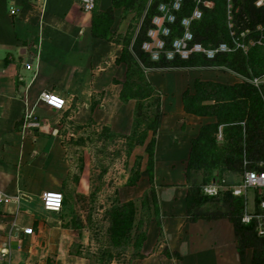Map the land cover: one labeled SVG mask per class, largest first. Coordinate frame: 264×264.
Listing matches in <instances>:
<instances>
[{
    "label": "crops",
    "instance_id": "crops-1",
    "mask_svg": "<svg viewBox=\"0 0 264 264\" xmlns=\"http://www.w3.org/2000/svg\"><path fill=\"white\" fill-rule=\"evenodd\" d=\"M110 9L107 37H94V17ZM122 12L113 9L111 0H97L93 12H84L77 0H0V264H254L262 255L249 241L251 230L239 233L231 221L234 217L241 222L257 206L253 190L242 197L230 193L241 174L256 164L244 147L251 145L247 78L218 70L196 76L184 71L193 65L161 64L184 61L178 55L155 60L152 52L142 50L158 66L139 63L140 84L133 88L131 66L120 59L125 43L119 40ZM221 46L212 59L202 54L215 62L233 53ZM246 46H240L242 52ZM127 49L133 56L129 43ZM197 83L212 84L210 96L202 91L197 100ZM44 94L62 100V107L48 105ZM151 97L155 116L149 113L140 143L136 132L141 105ZM135 136L138 142L126 156L129 162L142 158L136 172L140 181L132 184L135 171L127 182L122 174L112 181L103 178V186H110L115 196L99 199L92 175L102 174V168H93V159L107 157L106 140L124 143ZM208 141L220 152L204 155L200 147ZM94 142L100 144L96 152ZM195 143L196 156L202 159L197 169L190 163ZM237 144L238 154L230 150ZM252 144L258 151L261 139ZM208 157L216 160L213 171ZM141 184L142 192L128 196ZM205 188H215L216 195H206ZM49 191L63 195L59 212L42 205V195ZM146 192L153 205L147 204V225L140 236L138 229L132 230L134 209ZM99 201L110 202V207L130 205L133 214L131 220L120 210L113 215L121 217L110 230L115 245L108 243L100 259L90 250L92 207ZM220 201L227 202V211L212 206ZM130 232L127 256L123 248L128 241L121 239H128Z\"/></svg>",
    "mask_w": 264,
    "mask_h": 264
},
{
    "label": "rangeland",
    "instance_id": "rangeland-1",
    "mask_svg": "<svg viewBox=\"0 0 264 264\" xmlns=\"http://www.w3.org/2000/svg\"><path fill=\"white\" fill-rule=\"evenodd\" d=\"M176 0H169L167 12L165 15H163V18L161 19L159 25H161V30L156 29V37L151 40L150 45L154 46V44H157L159 41H161L160 32H162V29L168 28L170 29V37L168 38L167 42H173V41H182L184 39V36L186 34L192 36L193 42L189 45V47L192 46V44H199L202 49L206 51H214L217 52V49L219 48L218 45L221 44L225 46L226 49L233 50V53L238 54L239 56L235 58V56L228 58V57H219L215 60V62H208L207 64H203L199 61V55H195V53L190 54L187 59L184 58V65L188 64L189 62H194L192 68L184 69V71L188 72H196L195 75L204 76L206 73H212L213 71H223L224 74H230V76H236V75H242L247 78L246 84L249 86L248 93L246 95L247 105L245 107L247 118L251 120V125H247V128H250V138L248 139L250 142V146L247 147L246 143L244 145L245 151L250 154V156L253 155V158L255 159L256 164H251V167L248 168L247 171H262L264 172V42L261 40H258L256 38L251 37L250 35L252 32L248 31H242V28L245 26L244 24L238 25L239 18H240V10H243L242 0H222L219 3V9L217 10L218 13L215 12V0H182L180 4V8L178 10H171V6L174 4ZM131 4L129 7H126L127 10H123L122 18L123 25L121 30V35H119V40L126 42L128 41L129 46H132V49L134 50V47L136 46L137 37L142 33L141 30L143 28H146V39L144 42H149L147 39V32H149L152 28L151 21L152 19L157 16V7L163 2V0H130ZM235 9V10H233ZM198 11L200 14V17H195L194 12ZM150 15H152V19H147ZM171 15L173 17L172 22H169L168 16ZM208 18L209 23L214 24L218 20V26L223 27V23L226 25L229 31V42L224 41L221 43H218L216 45H212L213 43L207 45L204 47L202 43L200 42L202 37L199 35H196L193 33L192 27L194 26L195 20H200V18L204 17ZM216 20V21H215ZM215 21V22H214ZM119 23V22H118ZM257 29H260V27H257ZM119 30V28H118ZM241 31L239 34L238 32ZM116 33V32H115ZM248 36V40L246 41V45L248 43L247 48L245 49V52H242L240 49V46L245 44V39ZM127 43V44H128ZM142 43V44H143ZM188 47V49H189ZM152 48V47H151ZM239 48V49H238ZM142 49V47H141ZM237 49V50H235ZM143 50V49H142ZM153 55L155 60H161L162 58H166L168 54L173 55L171 53V50L169 48H166L164 51H159V49H154ZM202 54V53H201ZM204 55V54H202ZM157 58V59H156ZM174 59V57H173ZM172 58L169 60H173ZM210 59V58H208ZM212 59V58H211ZM170 63V62H169ZM247 64V65H246ZM139 65V66H138ZM138 64V62L133 60L131 62V78L129 80L130 84L133 86V88L137 89L138 82V73L139 70L142 68ZM192 66V65H191ZM243 66V67H242ZM216 67V68H215ZM218 70V71H217ZM180 71V70H179ZM233 80V79H231ZM257 86V87H256ZM208 91V90H207ZM242 91H238L237 93H241ZM210 94V93H209ZM206 94L205 96L209 95ZM203 96L202 91L199 92V94L196 96L197 100L201 99ZM210 96V95H209ZM154 97L146 99L142 105V110L140 111V126L139 129H137V135H139L140 143L142 141L143 137V129L148 127L150 122V116L149 113H151L152 116H155V105L153 103ZM147 119V121L145 120ZM255 125V131H252V128ZM259 128H261L259 130ZM143 131V132H142ZM214 136V134H210ZM209 135V136H210ZM137 137L135 136L132 140H125L124 143L121 141H117L116 139H108L105 141V145L107 146V157H103V160H97V158L93 159V168H102V174L95 173L92 175V187L93 190H96L98 192L97 196L99 199L104 200L105 198H109L110 200L114 199L113 191L106 186H103L105 180L103 178H108L114 180L118 177H120V174H122L121 177H124V182H127V179L129 177L134 176L136 172H140L141 169V157L140 159H133L130 160L127 158V154L131 153V147L132 144L137 141ZM255 139H261V146L259 150L257 151L258 146L253 147V141ZM134 140V141H133ZM100 144L93 143V152H96V149ZM237 146H240L239 144L236 145L235 148L232 147L230 150H235L236 154H238L240 151L237 149ZM243 147V146H242ZM200 149L203 151L204 155L205 153H209V155L212 152H220V149H215L214 146H212L211 142L208 141V144L206 146L200 147ZM227 152V151H226ZM96 155V153H94ZM203 160H206L203 159ZM202 161V159H201ZM207 162L210 161V158L208 157ZM235 162L234 160H232ZM239 160H236L238 162ZM130 166V167H129ZM129 168L130 172L129 173ZM137 168V169H136ZM126 170V171H125ZM99 172V171H98ZM137 173L134 176L132 184H135V182L140 181V175ZM242 175V174H241ZM103 183V184H102ZM142 184L139 186V189H136V192H129L128 196H133L138 194L139 192H142ZM101 194V195H99ZM93 197H95L93 195ZM95 197V198H96ZM152 195L149 193H145L144 196L139 197V203L138 205H135V223L132 225V227H129V230L132 228V230L138 229L140 232V236H142V232L145 229V226L147 223V204L153 205L151 202ZM99 206H93L92 207V237L93 242L91 244L90 250H92V256L94 258H101V255L104 254L105 251H108L110 245H115V239L113 237H110V230L112 228L115 229L116 225L119 224L121 217H114L113 215L118 212L117 210H120L128 219L131 220V206L127 204H122L119 206L110 207V202L107 204H103L101 201H99ZM227 202L220 201L219 203L213 202V207H217L220 210L224 208L227 211V205H225ZM119 204V203H118ZM129 208H128V207ZM111 209V210H110ZM151 208H149L150 210ZM119 215V213H117ZM151 215V213H150ZM110 216V217H109ZM114 217V218H113ZM144 219V220H143ZM144 221V223H143ZM131 226V225H130ZM125 228V226H124ZM126 229V228H125ZM131 231V230H130ZM250 238L249 241L251 245L255 248V252L258 255H262L264 257V239H259L254 232L251 230V232H248ZM131 232L129 233V237L122 238L121 242L128 241L125 243V247L123 248L124 251L128 252L126 255L129 256L131 253ZM135 234H134V240H135ZM117 246V245H116ZM126 256V258H127Z\"/></svg>",
    "mask_w": 264,
    "mask_h": 264
},
{
    "label": "trees",
    "instance_id": "trees-1",
    "mask_svg": "<svg viewBox=\"0 0 264 264\" xmlns=\"http://www.w3.org/2000/svg\"><path fill=\"white\" fill-rule=\"evenodd\" d=\"M112 1V6L113 9L116 8H122L123 10H127L126 7H129L131 2L130 0H111ZM214 1V0H213ZM222 0H215L214 4H215V13H218V9H219V3ZM243 1V5L242 8L243 10H240L239 7V13H240V18H239V22L238 25L240 24H244L245 26L242 28V31H248V32H252V34L250 35L251 37L254 36V38L261 40L264 42V7H257L255 5V0H242ZM235 10V9H233ZM158 14V12H157ZM111 15H112V9L107 10V12L105 13H100L97 14L92 22V34L94 37L97 38H105L107 37L108 32L106 31L109 24L111 23L110 19H111ZM147 19H152V15H150ZM208 18H205V16L202 18H200V20H195L194 22V26L192 27L193 33L196 35H199L200 37L203 38V40L201 39V43L204 47H206L207 45L213 43L212 45H216L218 43L227 41L229 42L230 36H229V31L228 28L226 27V25L223 23V27H219L218 26V20L216 21V23L211 24L209 23V20H207ZM214 21V22H215ZM257 27H260V29H257ZM146 28H143L141 30V34L137 37L136 41H134V43L136 42V46L134 47V58L135 60L139 63H143L144 65L148 66V67H153V68H157L158 64H152L151 62H149L148 60V56L145 52L142 51L141 47H142V43L143 41L146 39ZM241 31L238 32V34ZM247 36V35H246ZM248 36L245 39V42L248 40ZM128 41H126L123 44V53L121 55V61L124 63H127L129 68L131 66V60H132V55H130L128 53ZM226 57L231 58L233 56H235V58H237L239 55L230 52L229 54H225ZM199 61L202 62L204 65L207 64L209 62V60L206 58L205 55L200 54L199 55ZM161 64L165 67H172V68H178V67H182L184 65V61H181L179 58H176L175 61L173 62H168L166 63L164 60L161 62ZM194 62H189L188 64L185 65H194ZM247 65V64H246ZM243 67V66H242ZM130 76V73H129ZM139 78L142 79V73L140 72L139 74ZM145 86L151 91L152 88L151 86H149L148 84L144 83ZM197 89H199L200 91H203L204 94H209L211 92V88H212V84L210 83H197ZM209 89L210 92H207V90ZM126 97V96H125ZM209 106H205L204 110H206ZM159 118V115H158ZM255 125L252 128V131L254 132L255 129ZM202 140V139H201ZM201 140H199L198 142H201ZM203 146H206V144H204ZM198 147H199V143H195L193 145V151H192V155L190 158V163L194 164L195 169H197L200 165L199 162H202L197 156H196V151H198ZM153 144L150 145L149 147V155L150 158H152V153H153ZM250 161H255V159L252 157L250 158ZM216 164V160L212 159L208 162L209 166H211V163ZM150 163V161H149ZM203 165V164H202ZM201 165V166H202ZM151 168V167H150ZM214 167H210V170L213 171ZM231 221L233 222L237 232H242V231H246V230H252L253 226H246L244 224H242L239 220L235 219L234 217L231 218ZM259 238V237H258ZM259 239H264V238H259ZM254 264H264V257L263 256H257L255 257L254 260Z\"/></svg>",
    "mask_w": 264,
    "mask_h": 264
},
{
    "label": "built area",
    "instance_id": "built-area-1",
    "mask_svg": "<svg viewBox=\"0 0 264 264\" xmlns=\"http://www.w3.org/2000/svg\"><path fill=\"white\" fill-rule=\"evenodd\" d=\"M80 4V8L84 12H93L96 8L97 0H77ZM169 0H163V2L157 7V16L152 19L153 29H151L147 33V39L149 42H144L142 45V49L147 52H153L154 49H159V51H164L166 48L171 50L173 55L168 54L167 57L169 59L175 57L176 55L187 58L192 53H204L207 57L211 58L214 51H206L202 49L199 44H192L191 47L189 45L193 42V38L191 35L186 34L182 41H173L168 43L167 40L170 37V29L164 28L162 32H160V37L162 38L157 44L154 46L150 45L151 40H153L156 36V29L161 30V25H159L163 15L167 12ZM182 0H176L174 4L171 6V10H178L180 8ZM255 5L257 7H264V0H255ZM195 17H200L198 11L194 12ZM169 22H172L173 17L171 15L168 16ZM156 27V29H155ZM152 47V48H151ZM189 47V49H188ZM220 49H224V46H221ZM154 54V53H153ZM155 55V54H154ZM44 101L57 109H60L63 105V101L50 96L48 94L43 95ZM29 126H36V124H30ZM217 188L216 186H214ZM215 188H205L204 193L209 196L216 195ZM248 190H253L257 193V206L256 210L253 213H246L242 219L241 223L246 226H253L257 237L264 238V172L261 171H245L241 175V180L235 185L230 187L231 195L235 197L245 196ZM3 201V198H0V205ZM63 203V195L57 191H49L45 192L42 195V205L45 210L59 212L62 208ZM27 232H31V230H27Z\"/></svg>",
    "mask_w": 264,
    "mask_h": 264
}]
</instances>
